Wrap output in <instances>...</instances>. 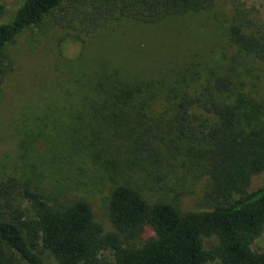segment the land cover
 <instances>
[{
  "label": "rangeland",
  "instance_id": "1",
  "mask_svg": "<svg viewBox=\"0 0 264 264\" xmlns=\"http://www.w3.org/2000/svg\"><path fill=\"white\" fill-rule=\"evenodd\" d=\"M23 0H0V24ZM244 5L264 30V0H215L203 10L145 22L115 12L97 29L82 9L48 14L4 48L0 71V186L17 199L25 182L52 201L86 200L104 230L111 190L124 185L147 202H168L181 213L211 209L215 146L179 132L177 103L194 96L191 123L199 132L214 121L201 104L217 99L237 107L229 141L255 139L264 130V63L231 43V13ZM217 75L233 79L217 93ZM159 133V164L138 159L133 143L140 120ZM264 181L252 175L247 190ZM22 206L26 202L21 203ZM134 242V240H132ZM204 247L215 243L203 238ZM264 252V231L252 244ZM46 264H57L50 254ZM13 264H27L17 257ZM207 264H222L219 260Z\"/></svg>",
  "mask_w": 264,
  "mask_h": 264
},
{
  "label": "trees",
  "instance_id": "2",
  "mask_svg": "<svg viewBox=\"0 0 264 264\" xmlns=\"http://www.w3.org/2000/svg\"><path fill=\"white\" fill-rule=\"evenodd\" d=\"M215 0H23L8 22L0 24V71L7 43L28 26L38 24L48 14L67 8L81 11L93 28L115 12L145 22H156L169 15L203 10ZM248 7L237 5L227 27L229 40L239 50L264 63V30L256 28ZM2 6L0 5V11ZM56 21L59 18L55 15ZM233 79L217 75L212 88L224 93ZM197 97L182 98L176 105L179 132L190 140L202 138L215 148L210 169L212 181L207 196L215 203L211 209L181 213L168 202H147L136 190L116 185L110 192L105 218L109 230L96 221L91 205L83 199L52 201L35 185L23 184L18 198L0 186V264H13L17 257L27 264H46L50 254L57 264H264V252L252 248L264 231V181L247 190L252 175L264 171V130L255 139L229 141L237 126L236 106L208 99L202 109L214 121L197 132L191 123V109ZM140 133L133 143L138 159L159 164L158 131L140 120ZM25 201L26 205L21 203ZM215 243L204 247L203 238ZM134 240V242L132 241Z\"/></svg>",
  "mask_w": 264,
  "mask_h": 264
}]
</instances>
